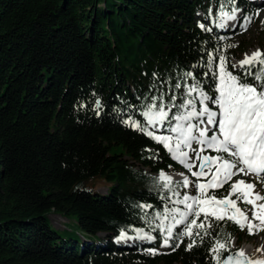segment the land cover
<instances>
[{"label":"trees","instance_id":"1","mask_svg":"<svg viewBox=\"0 0 264 264\" xmlns=\"http://www.w3.org/2000/svg\"><path fill=\"white\" fill-rule=\"evenodd\" d=\"M254 7L251 0H0V264H216L211 237L191 250L187 238L159 247L148 221L165 206L182 208L167 198L184 189L173 182L181 197L172 196L158 173L182 166L123 121L169 134L167 125L150 128L142 113L161 97L165 105L173 95L176 105L196 97L185 94L197 82L215 96L211 72L221 53L230 71L255 83L231 65L244 40L216 26L222 13L252 17ZM95 178L108 184L103 192L84 187ZM49 211L103 239L62 236ZM137 228L157 238L114 241ZM212 231L228 246L244 240L232 222Z\"/></svg>","mask_w":264,"mask_h":264},{"label":"snow or ice","instance_id":"2","mask_svg":"<svg viewBox=\"0 0 264 264\" xmlns=\"http://www.w3.org/2000/svg\"><path fill=\"white\" fill-rule=\"evenodd\" d=\"M237 11L239 9H233L231 14L222 13V22L218 26L224 27V22L235 20ZM245 21L241 27L246 30L251 18L245 17ZM200 26L204 27L203 24ZM215 59L209 54L210 70ZM239 67L243 76L251 77L255 83L245 82L240 75L230 71L227 57L221 53L215 71L211 72L215 96H209L197 82L185 94L191 97L196 93L194 98H183V102L176 105L173 95L169 105L162 102V97L159 105H148L142 113L146 124L153 129L167 125L170 135H157L135 120L123 123L161 144L195 178L190 180L181 174L182 180L177 187L195 189V194L185 192L181 197L172 189V177L163 172L159 176L162 187L170 190L172 196L181 197L172 200L170 196L168 201L183 206H165L148 221L150 227L155 225L153 230L159 231L162 245L172 247L174 241L179 247L187 238L190 241L187 250H191L198 242L203 243L205 237H211L209 251L216 264H264V260H251L243 250L232 252L228 241L212 231L220 222H232L241 230L247 229L250 235L264 231V194L256 191V183L233 179L251 175L264 181V51L257 49L251 55L246 53ZM209 103L215 106V110L209 107ZM172 108H177V112L170 116ZM194 143L198 147L193 148ZM221 189L225 190L220 192ZM177 228L180 231H175ZM136 232V239L153 241L157 238L143 229ZM127 238L122 231L118 239ZM224 253L228 254L225 256ZM152 254H156L155 250Z\"/></svg>","mask_w":264,"mask_h":264},{"label":"rangeland","instance_id":"3","mask_svg":"<svg viewBox=\"0 0 264 264\" xmlns=\"http://www.w3.org/2000/svg\"><path fill=\"white\" fill-rule=\"evenodd\" d=\"M251 1L255 4V7H254L253 12H252L253 16L250 17L251 21H250V23H247L246 30H245V28L241 27V25H244L246 23V21H245V18H243V16H241L240 11L236 12V19L235 20L226 21V22H224V27H221L224 29H226V28L230 29L231 28L232 30H235L236 31L235 38L244 40L245 50L241 53L239 58H234L231 61L232 66L236 65L235 69H240L239 62L244 59L246 53L249 55L250 53H253L257 49L262 50L264 47V34L260 31V23L264 22V0H251ZM240 17H241V19H240ZM221 22H222L221 19H219L218 22L216 23V26L218 28H219L218 24ZM159 130L160 129H157V131H159ZM170 134L171 133L163 134V135H170ZM192 147L196 148V147H198V145H196L194 143ZM189 155L190 156L193 155L191 150H189ZM193 170H196V169H193ZM175 173H178L179 177L181 179L174 180L173 182L181 181L182 180L181 174H183V176H187L190 180H192L191 174L185 168L181 169ZM160 174L161 173H158V178H159ZM233 179L234 180L245 179L248 182L256 183V185H257L256 191L264 194V181L257 179V177H255V176H250V175L249 176H238V177H234ZM107 185L108 184L103 179L95 178V179L88 180L84 184V187L88 190H96L99 192H103L106 189ZM219 191H222V189ZM185 192H188L189 194H195V189L192 187H189V188L183 190V194ZM241 207H250V206L241 205ZM249 215H251L250 212H249ZM47 217H48L50 226L53 229L57 230L62 236H65V237L76 236V237L80 238L78 235L83 234V235L89 237V239H91V240L98 241V240L103 239L102 234L97 233L95 235H88L86 232H84L82 229H80L79 226L77 225L74 217H71V218L61 217L52 211L48 212ZM257 223H258V221H257ZM241 232H242V235H244V240L242 242H239L236 240V238H232L229 242V248L231 249V251L236 252L237 250H240L241 248L246 246V247H249L250 249L252 248L250 250V254L248 255V257L251 260L262 259L264 257V231H259V232H256L255 234H251V235L248 233L247 229L241 230ZM134 233L130 234V235H136L137 234L136 232H134ZM119 237L113 238L114 241L125 242V243L126 242L130 243L132 241L131 238L118 239Z\"/></svg>","mask_w":264,"mask_h":264},{"label":"bare ground","instance_id":"4","mask_svg":"<svg viewBox=\"0 0 264 264\" xmlns=\"http://www.w3.org/2000/svg\"><path fill=\"white\" fill-rule=\"evenodd\" d=\"M252 53H250L249 55H251ZM166 175H168V176H170V177H172V180L174 181V180H178V179H181L180 177H179V174L178 173H169V174H166ZM176 175V176H175ZM127 235V234H126ZM252 249V248H251ZM249 247H246V246H244L243 248H241L240 250H243L244 251V253H245V255L246 256H248L249 254H250V250H251ZM238 251V250H237ZM257 260V259H256ZM260 260H264V257L262 258V259H260ZM253 261H255V260H253Z\"/></svg>","mask_w":264,"mask_h":264},{"label":"water","instance_id":"5","mask_svg":"<svg viewBox=\"0 0 264 264\" xmlns=\"http://www.w3.org/2000/svg\"><path fill=\"white\" fill-rule=\"evenodd\" d=\"M232 252H235V251H232ZM228 253L224 254L225 256L227 255Z\"/></svg>","mask_w":264,"mask_h":264}]
</instances>
